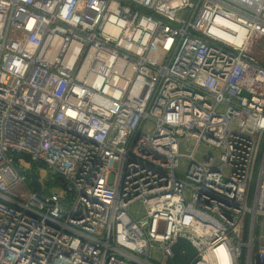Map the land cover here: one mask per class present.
<instances>
[{
  "label": "built area",
  "instance_id": "2783aa9c",
  "mask_svg": "<svg viewBox=\"0 0 264 264\" xmlns=\"http://www.w3.org/2000/svg\"><path fill=\"white\" fill-rule=\"evenodd\" d=\"M260 218L264 0H0V264H264Z\"/></svg>",
  "mask_w": 264,
  "mask_h": 264
},
{
  "label": "rangeland",
  "instance_id": "374dc122",
  "mask_svg": "<svg viewBox=\"0 0 264 264\" xmlns=\"http://www.w3.org/2000/svg\"><path fill=\"white\" fill-rule=\"evenodd\" d=\"M194 146V143L191 139L188 138H184L181 140L180 143V152L182 154H188L189 152H191L192 148ZM217 151L212 150L209 151V149L206 146H201L200 148V155L198 156L199 159L203 158V154L204 153H211V154H215ZM18 165L20 166L21 169H25L27 171H31V168H35L36 172H39V176L42 179V181L44 182V184L46 185L47 182L51 181L54 176H55V172L51 171L43 166L40 165H33L31 163L28 162L27 159L25 158H21L20 160L17 161ZM182 164H185V161L182 160ZM58 192H63V189L61 187H54L50 190H47V188H45V194H50L53 193L55 191ZM133 212L135 214H138L139 212H142V205L141 204H137L134 209ZM255 236L256 238L259 240V243H261L262 245H264V218H260L257 220V230L255 232ZM160 264V263H159ZM161 264H166L165 262Z\"/></svg>",
  "mask_w": 264,
  "mask_h": 264
},
{
  "label": "water",
  "instance_id": "95a60500",
  "mask_svg": "<svg viewBox=\"0 0 264 264\" xmlns=\"http://www.w3.org/2000/svg\"><path fill=\"white\" fill-rule=\"evenodd\" d=\"M15 167L23 176L27 177L25 171L19 170L17 166ZM25 182L28 187L34 189L38 193L42 192V182L37 179L35 173L30 174L29 179L26 178ZM172 250L174 255L167 260L166 264H195L198 261L196 249L186 239L179 238L174 244ZM183 250L186 251L185 254L182 253Z\"/></svg>",
  "mask_w": 264,
  "mask_h": 264
},
{
  "label": "trees",
  "instance_id": "16d2710c",
  "mask_svg": "<svg viewBox=\"0 0 264 264\" xmlns=\"http://www.w3.org/2000/svg\"><path fill=\"white\" fill-rule=\"evenodd\" d=\"M60 183H61V180L60 179L51 180L47 184V189L50 190V189H52L54 187H58Z\"/></svg>",
  "mask_w": 264,
  "mask_h": 264
}]
</instances>
